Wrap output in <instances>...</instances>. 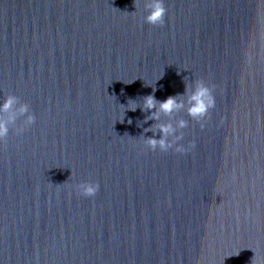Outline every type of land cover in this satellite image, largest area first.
<instances>
[{"label":"water","instance_id":"obj_1","mask_svg":"<svg viewBox=\"0 0 264 264\" xmlns=\"http://www.w3.org/2000/svg\"><path fill=\"white\" fill-rule=\"evenodd\" d=\"M148 2L0 0V98L37 117L0 140V264H264V0ZM181 119L185 151L145 143Z\"/></svg>","mask_w":264,"mask_h":264},{"label":"clouds","instance_id":"obj_2","mask_svg":"<svg viewBox=\"0 0 264 264\" xmlns=\"http://www.w3.org/2000/svg\"><path fill=\"white\" fill-rule=\"evenodd\" d=\"M146 15L144 19L151 25H163L168 9L164 0H149L144 4ZM191 105L187 108L188 114L197 121L206 120L212 109L216 108V96L214 95V87L209 86L204 80H196L194 91L190 96ZM145 108L156 109L159 105V112L165 114H173L185 107L182 100H178L176 96H169L165 100H158L154 95H148L144 101ZM136 110L135 106L130 108ZM153 117L158 119V113H153ZM226 119V118H225ZM20 121L17 126V121ZM36 115L31 111V107L27 102L14 95L8 94L0 98V140H4L9 136L10 130H14L17 134L23 133L27 128L35 124ZM130 122V121H129ZM224 119L221 120V123ZM188 126L187 120H179L177 123H162L158 125L159 135L154 134L148 137L145 143L153 150L159 149L167 151L176 146V151H185L183 145H177V141L181 140L184 133L181 129ZM203 127V125H201ZM99 183L92 181H83L77 185L78 191L86 196L92 197L99 191Z\"/></svg>","mask_w":264,"mask_h":264}]
</instances>
